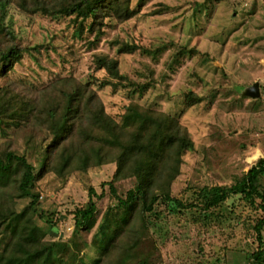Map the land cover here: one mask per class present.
<instances>
[{
    "label": "trees",
    "instance_id": "obj_1",
    "mask_svg": "<svg viewBox=\"0 0 264 264\" xmlns=\"http://www.w3.org/2000/svg\"><path fill=\"white\" fill-rule=\"evenodd\" d=\"M11 8L28 17L68 18L77 35H93L91 45L102 40L109 22L122 24L138 13L132 0H0V264H153L156 246L148 244L137 253L146 235H152L151 221L187 213L204 218L194 215L195 221H207L233 197L262 213L252 227L259 244L246 253V264H264V158L231 186H189L192 199L175 196L172 188L184 155L195 150L182 115L132 99L117 119L106 110L98 90L127 89L129 98H142L154 86V78L133 79L122 71L118 56L97 53L88 81L75 76H55L41 84L15 79L16 66L36 48L14 32L8 21ZM158 12L162 11L151 14ZM116 44V55L151 53L127 39L120 38ZM101 70L106 76L96 77ZM185 100L189 108L204 97L189 92ZM137 148L140 151L130 153ZM108 164L117 168L113 179L102 186H109L113 203L90 242L84 241L82 232H91L97 225V199L104 195L92 186L88 202L73 211L72 234L60 238L59 220L41 210L39 183L52 176L64 185L73 175ZM134 169L138 170L135 186L120 194L117 180ZM26 199L29 202L20 205ZM38 219H45L48 228L41 227Z\"/></svg>",
    "mask_w": 264,
    "mask_h": 264
},
{
    "label": "rangeland",
    "instance_id": "obj_2",
    "mask_svg": "<svg viewBox=\"0 0 264 264\" xmlns=\"http://www.w3.org/2000/svg\"><path fill=\"white\" fill-rule=\"evenodd\" d=\"M132 6L137 15L122 24L109 22L98 45H91L93 35L89 32L77 35L68 18L28 17L11 8L8 21H12L14 32L36 48L33 54H25L13 77L36 84L55 76L88 81L97 53L118 56L124 73L143 82L152 76L155 83L142 98H129L127 89L116 93L111 87L98 89L108 113L120 119L133 99L180 114L195 141V150L184 155L173 194L189 200V186L233 185L264 158V0H132ZM156 10L162 12L151 14ZM120 38L151 53L116 55V40ZM95 76L103 78L106 72L101 70ZM255 83H259V97L246 94ZM189 92L204 100L187 108L185 95ZM116 168V164H108L73 175L64 185L52 176L39 183L41 210L54 213L53 219L59 220L60 238L65 240L72 234L73 211L88 202L92 186L104 195L97 199V225L91 232H82L84 241L90 242L113 203L109 186L103 188L102 184L113 179ZM137 171L117 180L120 194L135 186ZM261 183L264 190V176ZM28 202L26 199L20 205ZM194 215H162L160 220L151 221L152 235H146L137 253L149 244L156 246L153 264H246V253L257 249L252 227L262 213L239 197L216 209L210 220L195 221ZM37 222L48 228L45 219Z\"/></svg>",
    "mask_w": 264,
    "mask_h": 264
},
{
    "label": "water",
    "instance_id": "obj_3",
    "mask_svg": "<svg viewBox=\"0 0 264 264\" xmlns=\"http://www.w3.org/2000/svg\"><path fill=\"white\" fill-rule=\"evenodd\" d=\"M247 95L251 97H259L260 96V89H259V83H255L252 85L246 92Z\"/></svg>",
    "mask_w": 264,
    "mask_h": 264
}]
</instances>
